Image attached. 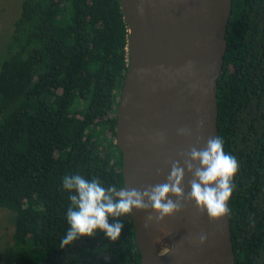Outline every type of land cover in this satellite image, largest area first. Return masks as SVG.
<instances>
[{
    "label": "trees",
    "instance_id": "obj_1",
    "mask_svg": "<svg viewBox=\"0 0 264 264\" xmlns=\"http://www.w3.org/2000/svg\"><path fill=\"white\" fill-rule=\"evenodd\" d=\"M0 64V208L16 215L0 264H142L131 214L60 248L65 174L125 187L117 126L129 66L121 0H25ZM218 82L219 137L239 162L236 264H264V0H233ZM110 223L113 220L110 218Z\"/></svg>",
    "mask_w": 264,
    "mask_h": 264
},
{
    "label": "water",
    "instance_id": "obj_2",
    "mask_svg": "<svg viewBox=\"0 0 264 264\" xmlns=\"http://www.w3.org/2000/svg\"><path fill=\"white\" fill-rule=\"evenodd\" d=\"M121 6L129 24L130 55L121 103L129 86L141 141L169 175L174 162L183 166L192 148L202 149L210 137L219 136L217 91L233 0H121ZM181 128L192 134L178 135ZM121 149L125 187L131 189L127 169L132 160ZM191 180L185 171L186 196ZM185 204L189 232L162 259L144 227L143 213L131 214L142 264H236L230 216L210 220L191 200ZM201 233L207 235L203 245L198 243Z\"/></svg>",
    "mask_w": 264,
    "mask_h": 264
},
{
    "label": "clouds",
    "instance_id": "obj_3",
    "mask_svg": "<svg viewBox=\"0 0 264 264\" xmlns=\"http://www.w3.org/2000/svg\"><path fill=\"white\" fill-rule=\"evenodd\" d=\"M191 134L186 128L178 130V135ZM185 171L192 175L187 196L183 187ZM238 171V160L225 151L223 139L216 136L210 137L202 149L192 148L186 154L183 166L174 162L165 183L143 190L106 188L98 178L86 179L78 173L65 174L61 187L68 193L70 201L65 214L69 227L61 238L60 248L71 246L82 237H95L99 232L111 242H116L124 227L122 217L134 211L144 212V227L147 229L180 213L186 200L194 202L210 220L230 216L229 203L236 188L234 178ZM161 239L157 237L156 243ZM206 241L207 235L201 233L198 243L203 245ZM168 251L167 247L161 249L162 254Z\"/></svg>",
    "mask_w": 264,
    "mask_h": 264
},
{
    "label": "bare ground",
    "instance_id": "obj_4",
    "mask_svg": "<svg viewBox=\"0 0 264 264\" xmlns=\"http://www.w3.org/2000/svg\"><path fill=\"white\" fill-rule=\"evenodd\" d=\"M129 90L130 87L127 86L125 100L121 103L117 128L118 142L130 154L132 164L127 169V173L134 188L143 190L156 184L165 183L168 174L164 172L161 163L147 153L141 141L142 137L138 130L140 122L136 114V107H134L132 90ZM142 213L145 221L146 213ZM148 231L155 253L159 259H162L171 249L181 243L189 232V218L185 202L180 213L166 218L160 224L151 225ZM157 237L162 238L160 243H156ZM164 247L169 248V251L162 254L161 249Z\"/></svg>",
    "mask_w": 264,
    "mask_h": 264
},
{
    "label": "rangeland",
    "instance_id": "obj_5",
    "mask_svg": "<svg viewBox=\"0 0 264 264\" xmlns=\"http://www.w3.org/2000/svg\"><path fill=\"white\" fill-rule=\"evenodd\" d=\"M25 0H0V64L8 56V43L13 25L22 13ZM16 215L12 211L0 208V247L4 250L14 242Z\"/></svg>",
    "mask_w": 264,
    "mask_h": 264
}]
</instances>
